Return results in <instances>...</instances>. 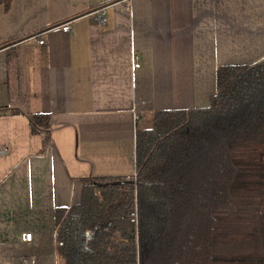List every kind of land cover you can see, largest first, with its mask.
Instances as JSON below:
<instances>
[{
    "label": "crops",
    "instance_id": "obj_1",
    "mask_svg": "<svg viewBox=\"0 0 264 264\" xmlns=\"http://www.w3.org/2000/svg\"><path fill=\"white\" fill-rule=\"evenodd\" d=\"M254 63L264 0L0 5V264H57L53 210L79 201L81 179L133 175L136 128L155 110L205 107L219 66ZM31 113L50 117L43 154Z\"/></svg>",
    "mask_w": 264,
    "mask_h": 264
},
{
    "label": "trees",
    "instance_id": "obj_2",
    "mask_svg": "<svg viewBox=\"0 0 264 264\" xmlns=\"http://www.w3.org/2000/svg\"><path fill=\"white\" fill-rule=\"evenodd\" d=\"M26 116L43 154L50 117ZM151 121L136 128L133 175L82 178L79 201L54 208L57 264H240L216 256L218 234L250 238L264 264V162L238 153L264 145V63L219 66L207 106Z\"/></svg>",
    "mask_w": 264,
    "mask_h": 264
},
{
    "label": "rangeland",
    "instance_id": "obj_3",
    "mask_svg": "<svg viewBox=\"0 0 264 264\" xmlns=\"http://www.w3.org/2000/svg\"><path fill=\"white\" fill-rule=\"evenodd\" d=\"M238 153L242 159L253 161L246 163L257 165L264 162V145L244 147ZM246 198H244V204H247V201H249ZM253 253L254 246L250 238L233 237L227 234H218L216 238L215 254L220 259L232 260L231 258H235L240 264H258L252 260L254 258L252 256Z\"/></svg>",
    "mask_w": 264,
    "mask_h": 264
},
{
    "label": "built area",
    "instance_id": "obj_4",
    "mask_svg": "<svg viewBox=\"0 0 264 264\" xmlns=\"http://www.w3.org/2000/svg\"><path fill=\"white\" fill-rule=\"evenodd\" d=\"M105 13H106V8L105 7H102V8L97 10L96 19H97L99 24H103L105 22ZM61 30L64 31V32H71L70 23L66 22V23L62 24L61 25ZM38 43L40 45H42L44 43V39H39ZM132 59L134 61L133 67L134 68L138 67L139 66V62H138L139 56L136 55V54H133L132 55ZM4 153H5V151L2 148H0V155H3ZM31 238H32L31 232H27V233L24 234V240L26 242H30Z\"/></svg>",
    "mask_w": 264,
    "mask_h": 264
}]
</instances>
